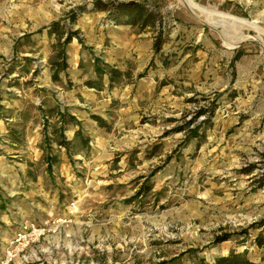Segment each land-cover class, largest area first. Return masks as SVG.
Segmentation results:
<instances>
[{
    "label": "rangeland",
    "instance_id": "obj_1",
    "mask_svg": "<svg viewBox=\"0 0 264 264\" xmlns=\"http://www.w3.org/2000/svg\"><path fill=\"white\" fill-rule=\"evenodd\" d=\"M193 2L0 0V259L264 264V0Z\"/></svg>",
    "mask_w": 264,
    "mask_h": 264
},
{
    "label": "built area",
    "instance_id": "obj_2",
    "mask_svg": "<svg viewBox=\"0 0 264 264\" xmlns=\"http://www.w3.org/2000/svg\"><path fill=\"white\" fill-rule=\"evenodd\" d=\"M41 234V231L35 227L23 234H19L12 243L14 247L11 250H8L5 256L0 259V264H11L18 251L30 245L31 242L39 238Z\"/></svg>",
    "mask_w": 264,
    "mask_h": 264
},
{
    "label": "bare ground",
    "instance_id": "obj_3",
    "mask_svg": "<svg viewBox=\"0 0 264 264\" xmlns=\"http://www.w3.org/2000/svg\"><path fill=\"white\" fill-rule=\"evenodd\" d=\"M185 3H187V5L192 9V10H196L197 9V4H195L193 2V0H183ZM218 18L222 19L223 23H228L231 27H238L239 29H243L246 27H251L253 25V23L242 19V18H238V17H234L231 16L229 14H223V13H217L216 15ZM229 26V27H230ZM245 39H247L246 37H236L235 40L242 42Z\"/></svg>",
    "mask_w": 264,
    "mask_h": 264
},
{
    "label": "trees",
    "instance_id": "obj_4",
    "mask_svg": "<svg viewBox=\"0 0 264 264\" xmlns=\"http://www.w3.org/2000/svg\"><path fill=\"white\" fill-rule=\"evenodd\" d=\"M134 4V3H133ZM134 6L136 7L137 5L136 4H134ZM138 7V6H137ZM122 9H127V6H123V7H121V8H119V10H122ZM136 12H137V10H136ZM133 22V21H132ZM54 33H56L55 31H53ZM71 39H72V36L70 35V36H68L67 38H66V41H65V43L63 44L64 46H65V44L66 43H69L70 41H71ZM63 46V47H64ZM61 56H62V63H61V65H60V63H58L57 64V66H62L61 67V70H65L66 68H67V62H66V54H65V51L64 50H62V52H61ZM96 71H97V73L100 75V76H102V75H104V71L101 69V67H99V66H97V69H96ZM116 74H119V72L118 71H114L113 72V76H111V82H113L114 81V79H115V76L114 75H116ZM192 133L193 134H196L197 133V130H195V131H192ZM194 137H196V135H194ZM259 241V244L261 245V243H260V240H258ZM234 257L233 256H230V257H228V258H224V259H220L219 260V262H218V264H222L223 262L224 263H227V262H230L232 259H233Z\"/></svg>",
    "mask_w": 264,
    "mask_h": 264
}]
</instances>
